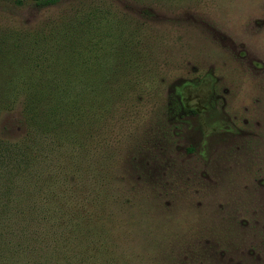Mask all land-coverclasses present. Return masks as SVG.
I'll list each match as a JSON object with an SVG mask.
<instances>
[{"label": "rangeland", "instance_id": "rangeland-1", "mask_svg": "<svg viewBox=\"0 0 264 264\" xmlns=\"http://www.w3.org/2000/svg\"><path fill=\"white\" fill-rule=\"evenodd\" d=\"M0 264H264V0H0Z\"/></svg>", "mask_w": 264, "mask_h": 264}, {"label": "trees", "instance_id": "trees-1", "mask_svg": "<svg viewBox=\"0 0 264 264\" xmlns=\"http://www.w3.org/2000/svg\"><path fill=\"white\" fill-rule=\"evenodd\" d=\"M34 1L40 2V1H55V0H34ZM103 79L105 81L103 86L108 90L111 87L108 85L111 81L110 76L106 74V76ZM74 88H76V86H74L73 89ZM45 92L46 91H44V93ZM39 96L40 97L38 98L35 97L32 100L29 115L24 117L28 128L31 127L28 130V132H31L33 136H36L37 142L39 138L43 137L44 135H51L57 139L64 138L67 140V138L70 137V133H68L69 129L68 130L64 129V125L67 124L73 128L74 126L77 125V118L72 117L73 115H71L70 111H68L67 113L65 112V109L61 101L57 102L52 99L51 102V99H49L50 97H43L41 94H39ZM43 99H46L45 101H50V104H48L47 108L42 107V103L45 102L43 101ZM75 109L76 108H74V110ZM38 145L40 146V143ZM30 146L31 147L29 149V146L22 148L18 145L16 149H13L14 152L17 151V154L19 156V161L16 167H18V175H19L18 179L20 182H22L21 177L24 176V173H26V171H28V168L31 166L30 163L34 162V157L31 153V150L33 149L34 145H30ZM10 150H8V152ZM8 152L6 151L4 153L8 154ZM26 174H29V172H27ZM29 175H31V173ZM18 187L21 190L22 183H18Z\"/></svg>", "mask_w": 264, "mask_h": 264}]
</instances>
